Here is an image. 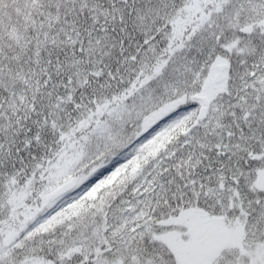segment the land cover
<instances>
[{
	"label": "snow or ice",
	"instance_id": "1",
	"mask_svg": "<svg viewBox=\"0 0 264 264\" xmlns=\"http://www.w3.org/2000/svg\"><path fill=\"white\" fill-rule=\"evenodd\" d=\"M0 264H264V0H0Z\"/></svg>",
	"mask_w": 264,
	"mask_h": 264
}]
</instances>
